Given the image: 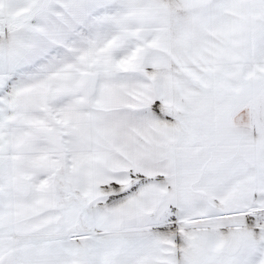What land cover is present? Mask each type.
<instances>
[{"label":"snow or ice","instance_id":"1","mask_svg":"<svg viewBox=\"0 0 264 264\" xmlns=\"http://www.w3.org/2000/svg\"><path fill=\"white\" fill-rule=\"evenodd\" d=\"M0 264H264V0H0Z\"/></svg>","mask_w":264,"mask_h":264}]
</instances>
